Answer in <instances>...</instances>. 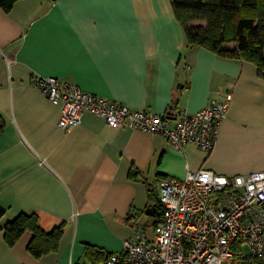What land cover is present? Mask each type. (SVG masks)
<instances>
[{
  "label": "crops",
  "instance_id": "crops-1",
  "mask_svg": "<svg viewBox=\"0 0 264 264\" xmlns=\"http://www.w3.org/2000/svg\"><path fill=\"white\" fill-rule=\"evenodd\" d=\"M38 76L161 115L231 100L210 153L194 144L180 150L159 133L112 128L89 111L61 128L60 107L32 83ZM0 114V225L21 212H35L47 232L63 224L57 252L42 257L27 249L30 230L13 245L0 231V264H93L86 244L121 253L133 222L151 233L157 210L147 208L157 209L161 178L187 168L226 176L264 169L263 78L250 61L187 46L171 0L0 7Z\"/></svg>",
  "mask_w": 264,
  "mask_h": 264
},
{
  "label": "built area",
  "instance_id": "built-area-1",
  "mask_svg": "<svg viewBox=\"0 0 264 264\" xmlns=\"http://www.w3.org/2000/svg\"><path fill=\"white\" fill-rule=\"evenodd\" d=\"M32 83L61 109L58 124L67 129L89 111L112 128L130 127L166 137L182 150L194 144L206 153L214 148L231 94L194 112L155 114L83 91L56 77ZM157 213L151 233L136 222L121 253L105 264H239L264 259V169L226 176L201 167L183 177L158 181Z\"/></svg>",
  "mask_w": 264,
  "mask_h": 264
},
{
  "label": "trees",
  "instance_id": "trees-1",
  "mask_svg": "<svg viewBox=\"0 0 264 264\" xmlns=\"http://www.w3.org/2000/svg\"><path fill=\"white\" fill-rule=\"evenodd\" d=\"M18 0H0V7L9 12ZM176 19L181 24L186 45L205 47L216 55L252 62L264 80V0H171ZM179 110L166 112L175 116ZM4 117L0 114V136ZM149 190L150 198H154ZM5 209L0 205V219ZM32 232L27 249L35 257L57 252L63 224L47 232L38 223L35 212H21L0 225L6 242L13 245L26 231ZM110 253L86 244L84 255L93 264ZM264 264L263 258L239 260V264Z\"/></svg>",
  "mask_w": 264,
  "mask_h": 264
},
{
  "label": "water",
  "instance_id": "water-1",
  "mask_svg": "<svg viewBox=\"0 0 264 264\" xmlns=\"http://www.w3.org/2000/svg\"><path fill=\"white\" fill-rule=\"evenodd\" d=\"M150 210L151 211H155L156 210V204H150L149 207L147 208V213L148 214H151L150 213Z\"/></svg>",
  "mask_w": 264,
  "mask_h": 264
},
{
  "label": "rangeland",
  "instance_id": "rangeland-1",
  "mask_svg": "<svg viewBox=\"0 0 264 264\" xmlns=\"http://www.w3.org/2000/svg\"><path fill=\"white\" fill-rule=\"evenodd\" d=\"M147 220V218H145V219H143V221H146ZM150 225V224H149ZM149 231H151V230H149ZM223 264H227L226 262H224ZM246 264H252V263H246Z\"/></svg>",
  "mask_w": 264,
  "mask_h": 264
},
{
  "label": "flooded vegetation",
  "instance_id": "flooded-vegetation-1",
  "mask_svg": "<svg viewBox=\"0 0 264 264\" xmlns=\"http://www.w3.org/2000/svg\"><path fill=\"white\" fill-rule=\"evenodd\" d=\"M157 210V209H156Z\"/></svg>",
  "mask_w": 264,
  "mask_h": 264
}]
</instances>
